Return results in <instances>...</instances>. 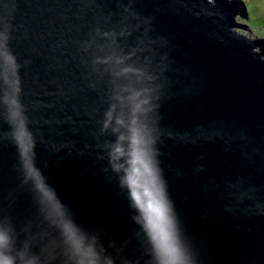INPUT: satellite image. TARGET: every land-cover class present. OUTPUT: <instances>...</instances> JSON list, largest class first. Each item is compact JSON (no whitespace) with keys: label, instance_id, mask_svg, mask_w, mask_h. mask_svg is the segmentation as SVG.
Wrapping results in <instances>:
<instances>
[{"label":"water","instance_id":"95a60500","mask_svg":"<svg viewBox=\"0 0 264 264\" xmlns=\"http://www.w3.org/2000/svg\"><path fill=\"white\" fill-rule=\"evenodd\" d=\"M241 0H0V264H264V38Z\"/></svg>","mask_w":264,"mask_h":264},{"label":"rangeland","instance_id":"374dc122","mask_svg":"<svg viewBox=\"0 0 264 264\" xmlns=\"http://www.w3.org/2000/svg\"><path fill=\"white\" fill-rule=\"evenodd\" d=\"M241 3L245 16H238L236 22L247 24L250 31L242 27L235 29L251 39L264 38V0H241Z\"/></svg>","mask_w":264,"mask_h":264}]
</instances>
